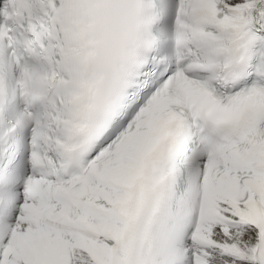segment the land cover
Here are the masks:
<instances>
[{"label": "snow or ice", "instance_id": "obj_1", "mask_svg": "<svg viewBox=\"0 0 264 264\" xmlns=\"http://www.w3.org/2000/svg\"><path fill=\"white\" fill-rule=\"evenodd\" d=\"M0 264H264V0H0Z\"/></svg>", "mask_w": 264, "mask_h": 264}]
</instances>
